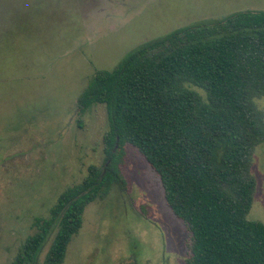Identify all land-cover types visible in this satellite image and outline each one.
<instances>
[{
    "label": "rangeland",
    "instance_id": "1",
    "mask_svg": "<svg viewBox=\"0 0 264 264\" xmlns=\"http://www.w3.org/2000/svg\"><path fill=\"white\" fill-rule=\"evenodd\" d=\"M241 11H264V0H0V264H13L36 220L90 166H104L106 107L78 108L95 74L146 42ZM119 171L123 188L87 206L63 264H188L191 233L158 174L132 145ZM252 173L248 218L264 223V143Z\"/></svg>",
    "mask_w": 264,
    "mask_h": 264
},
{
    "label": "trees",
    "instance_id": "2",
    "mask_svg": "<svg viewBox=\"0 0 264 264\" xmlns=\"http://www.w3.org/2000/svg\"><path fill=\"white\" fill-rule=\"evenodd\" d=\"M198 89V90H197ZM201 92H200V91ZM264 11L179 28L129 52L89 81L84 112L106 107L105 164L90 166L35 222L13 264H63L87 206L124 180L119 165L132 145L158 174L174 215L191 233L188 264H264V223L249 219L264 143Z\"/></svg>",
    "mask_w": 264,
    "mask_h": 264
}]
</instances>
